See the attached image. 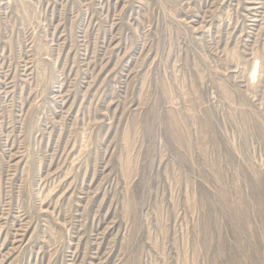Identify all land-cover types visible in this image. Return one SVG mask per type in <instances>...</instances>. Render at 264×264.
<instances>
[{"label": "rangeland", "instance_id": "1", "mask_svg": "<svg viewBox=\"0 0 264 264\" xmlns=\"http://www.w3.org/2000/svg\"><path fill=\"white\" fill-rule=\"evenodd\" d=\"M0 264H264V0H0Z\"/></svg>", "mask_w": 264, "mask_h": 264}]
</instances>
